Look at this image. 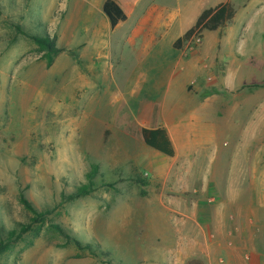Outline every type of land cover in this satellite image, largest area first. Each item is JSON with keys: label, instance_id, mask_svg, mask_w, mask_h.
<instances>
[{"label": "rangeland", "instance_id": "1", "mask_svg": "<svg viewBox=\"0 0 264 264\" xmlns=\"http://www.w3.org/2000/svg\"><path fill=\"white\" fill-rule=\"evenodd\" d=\"M105 1L0 0V242L34 217L22 196L38 211L52 212L0 254V264H264V252H232L241 245L225 235L229 227L222 239L216 236L214 189L199 188L198 172L192 188L183 182V165L190 159L198 170L199 160L185 152L182 124L167 125L176 148L171 157L142 136L159 125L152 118L158 111L147 106L165 66L152 55L138 59L128 36L141 26L142 39L158 9L184 13L216 0H125L134 14L116 29ZM233 1L241 19L245 0ZM240 19L232 28L237 36L246 31L239 27L246 18ZM226 27L209 32L206 43ZM261 27L258 22L247 32L257 34L245 46L256 53L222 47L247 83L238 93L264 87ZM25 33L56 39L60 51L50 62ZM234 136L223 141L231 146ZM94 167L95 191L68 201L90 183ZM230 215V208L222 214L228 225ZM252 241L262 246L260 238Z\"/></svg>", "mask_w": 264, "mask_h": 264}, {"label": "crops", "instance_id": "2", "mask_svg": "<svg viewBox=\"0 0 264 264\" xmlns=\"http://www.w3.org/2000/svg\"><path fill=\"white\" fill-rule=\"evenodd\" d=\"M224 1L216 0L211 7L195 6L184 13L178 7L158 9L151 12L152 26L143 38L140 39L142 27L136 26L127 41L138 59L152 55V59L162 61L165 66L160 70L162 79L157 81L158 95L152 97L151 104L147 106L157 110L155 115L161 120L155 121V115L152 116L154 123L159 125L149 130L165 129L175 153L172 132L167 125L182 124L179 132L186 142L185 152L188 157L199 160L198 170L190 159L183 165V182L192 188V177L198 172L199 188L214 189L216 236L222 239L229 227L230 231L225 235H234L241 245L231 248L232 252L247 249L260 254L264 252V217L261 215L264 213V101L260 103L256 99H264V87L238 93L247 83L239 80L235 59L222 54V47L225 50L236 47V51L254 52L245 46L248 45V38H255L257 34L247 32L259 22L263 29L260 33L264 36V0L243 2L242 15L246 20L239 24L242 30H246L243 36L234 35L232 31L240 14L234 1L228 0L234 6L236 16L224 29L223 36L216 34L207 44V34L217 31H205L202 47L187 55L183 54L186 42L180 49L174 47L175 42L195 25L204 10L215 8ZM121 3L125 8L117 4L126 18L112 27L107 16L112 29L128 22L134 14L133 7L129 8L125 0ZM162 57L165 58L161 60ZM240 125L246 126V129L240 130ZM232 134L235 135L234 142L229 146L223 140ZM203 158H208V161L204 162ZM228 208L231 211L229 225L222 218ZM255 237L263 242L261 247L253 244L252 238Z\"/></svg>", "mask_w": 264, "mask_h": 264}, {"label": "trees", "instance_id": "3", "mask_svg": "<svg viewBox=\"0 0 264 264\" xmlns=\"http://www.w3.org/2000/svg\"><path fill=\"white\" fill-rule=\"evenodd\" d=\"M103 9L106 15L111 20L112 27H115L120 20H125L126 18L123 10L114 0H106ZM235 16L236 10L228 0H225L215 8H208L204 10L197 19L195 25L191 29H189L182 38H179L175 42L174 47L176 49H180L183 44L187 42L194 34L202 35L204 31H217L227 26V24L231 23L234 20ZM25 35L32 39L35 44H37L43 51L46 52L47 58L50 62L60 51V49L56 46V39H51L49 36H35L29 33H25ZM142 136L148 146L154 148L164 155L170 157L174 156V150L165 129H143ZM95 170L96 168L94 167L93 172L88 177L90 183L88 185L83 184L79 186L75 193L67 197L68 201H74L86 197L95 191L92 182V179L96 172ZM138 183L142 186H147V181L141 178ZM21 201L25 205V207L34 214V217L31 219L30 223L17 224V228L8 232L6 239L0 242V254L5 252L10 247V245L21 239L24 234L31 231L34 225L45 223L49 215L52 214L50 210L42 212L38 211L23 196L21 197ZM54 228L61 234L66 235V232L60 225H56L54 226Z\"/></svg>", "mask_w": 264, "mask_h": 264}, {"label": "built area", "instance_id": "4", "mask_svg": "<svg viewBox=\"0 0 264 264\" xmlns=\"http://www.w3.org/2000/svg\"><path fill=\"white\" fill-rule=\"evenodd\" d=\"M202 43V37L200 34H194L187 42H186V50L184 54H188L189 52H194Z\"/></svg>", "mask_w": 264, "mask_h": 264}]
</instances>
